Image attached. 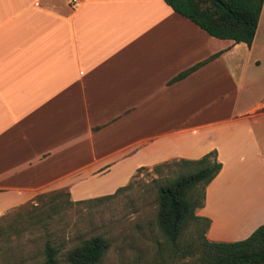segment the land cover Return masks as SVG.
<instances>
[{
  "label": "crops",
  "instance_id": "obj_1",
  "mask_svg": "<svg viewBox=\"0 0 264 264\" xmlns=\"http://www.w3.org/2000/svg\"><path fill=\"white\" fill-rule=\"evenodd\" d=\"M80 1L0 0V216L215 149L222 166L196 214L209 241L246 238L264 223V2L248 45L164 0Z\"/></svg>",
  "mask_w": 264,
  "mask_h": 264
},
{
  "label": "trees",
  "instance_id": "obj_2",
  "mask_svg": "<svg viewBox=\"0 0 264 264\" xmlns=\"http://www.w3.org/2000/svg\"><path fill=\"white\" fill-rule=\"evenodd\" d=\"M164 2L209 35L251 45L264 0H164ZM204 62L180 72L170 82L185 77ZM221 166L217 152L213 149L196 159H172L151 167V171L157 175L151 178L156 189L155 225L174 251L182 248L181 257L184 259L159 264H264V223L241 240L209 241L205 236L210 219L197 215L196 209L203 206L206 186L218 174ZM142 170L148 171L149 167L137 168L134 176L136 177ZM133 180L118 187L113 193L75 201L69 199V194L63 190L52 192L46 195L45 199L44 194H38L37 203H28L26 208L17 210L8 220L0 223V239L39 225L51 218L50 214L59 207L98 203L114 198L128 190ZM64 195L69 198H61ZM191 225H194L199 233L183 247L181 240ZM108 248L109 240L97 234L67 248L63 252V257L68 264H98ZM59 256L60 247L46 241L43 259L35 264H59Z\"/></svg>",
  "mask_w": 264,
  "mask_h": 264
},
{
  "label": "rangeland",
  "instance_id": "obj_3",
  "mask_svg": "<svg viewBox=\"0 0 264 264\" xmlns=\"http://www.w3.org/2000/svg\"><path fill=\"white\" fill-rule=\"evenodd\" d=\"M259 129H264L258 124ZM264 136V135H263ZM264 156V151H262ZM252 163H258L255 152ZM152 168L142 170L132 186L116 197L98 203H80L70 207H59L50 214L51 218L27 230L3 236L0 239V264H35L43 259L46 241L60 247L59 264H68L63 252L78 241L101 234L109 240V248L98 264H159L165 261H184L181 250H173L155 225L156 189L151 178L156 177ZM166 172V170H165ZM118 180V179H117ZM109 185L110 190L122 180ZM127 184L124 183L123 185ZM115 189V190H116ZM64 189L52 190L46 195ZM114 190V191H115ZM112 191L111 193H113ZM110 194L104 192L103 195ZM102 196L96 194L94 197ZM67 199L66 195L63 197ZM70 199V198H69ZM87 199V198H85ZM37 195L23 205H18L0 216V223L8 220L17 210L28 203H37ZM75 201V200H73ZM194 225L186 230L181 245L184 247L193 236L198 235ZM187 258V257H186Z\"/></svg>",
  "mask_w": 264,
  "mask_h": 264
},
{
  "label": "built area",
  "instance_id": "obj_4",
  "mask_svg": "<svg viewBox=\"0 0 264 264\" xmlns=\"http://www.w3.org/2000/svg\"><path fill=\"white\" fill-rule=\"evenodd\" d=\"M70 3L72 4L73 8H78L81 5L80 0H70Z\"/></svg>",
  "mask_w": 264,
  "mask_h": 264
}]
</instances>
